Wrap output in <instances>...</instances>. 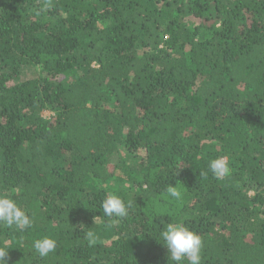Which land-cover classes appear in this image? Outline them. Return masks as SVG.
I'll list each match as a JSON object with an SVG mask.
<instances>
[{
	"label": "trees",
	"instance_id": "trees-1",
	"mask_svg": "<svg viewBox=\"0 0 264 264\" xmlns=\"http://www.w3.org/2000/svg\"><path fill=\"white\" fill-rule=\"evenodd\" d=\"M0 196L33 221L0 223L8 264H173L177 222L201 264H264V0H0Z\"/></svg>",
	"mask_w": 264,
	"mask_h": 264
},
{
	"label": "clouds",
	"instance_id": "clouds-1",
	"mask_svg": "<svg viewBox=\"0 0 264 264\" xmlns=\"http://www.w3.org/2000/svg\"><path fill=\"white\" fill-rule=\"evenodd\" d=\"M209 169L217 179H222L230 174L229 164L223 157L211 160ZM167 194L176 199L181 197V192L172 185L167 188ZM101 206L105 216L123 218L128 215L132 203L126 204L122 198L110 195L103 200ZM0 223L9 228L14 226L16 229L24 230L29 229L33 221L13 199L0 196ZM86 237L90 244L95 243L94 232H87ZM160 239L162 240L161 244L167 249L168 260L170 258L173 264H182L185 259H187L188 264H201L202 239L182 223H169L160 232ZM33 247L39 256L44 258L54 251L56 241L44 237L35 240ZM8 256L9 248L7 245H0V264H8Z\"/></svg>",
	"mask_w": 264,
	"mask_h": 264
},
{
	"label": "rangeland",
	"instance_id": "rangeland-1",
	"mask_svg": "<svg viewBox=\"0 0 264 264\" xmlns=\"http://www.w3.org/2000/svg\"><path fill=\"white\" fill-rule=\"evenodd\" d=\"M207 31H201V33L198 35L200 39L205 38ZM39 75V69L36 65H26L24 66L21 74L22 79H28L33 78ZM52 114L51 111H44L43 116L48 117ZM124 151H120L119 153L112 154V162L121 161V160H128L123 153ZM226 160V158H224ZM227 161V160H226ZM120 186H132V183L130 179L120 174V171L117 172V176L112 178L107 184L104 185V188H106L110 193L114 192L118 187Z\"/></svg>",
	"mask_w": 264,
	"mask_h": 264
}]
</instances>
